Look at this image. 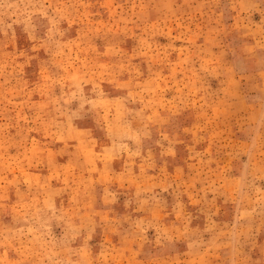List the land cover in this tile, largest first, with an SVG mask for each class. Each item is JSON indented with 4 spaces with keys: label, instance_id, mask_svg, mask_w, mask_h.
<instances>
[{
    "label": "rangeland",
    "instance_id": "rangeland-1",
    "mask_svg": "<svg viewBox=\"0 0 264 264\" xmlns=\"http://www.w3.org/2000/svg\"><path fill=\"white\" fill-rule=\"evenodd\" d=\"M0 264H264V0H0Z\"/></svg>",
    "mask_w": 264,
    "mask_h": 264
}]
</instances>
